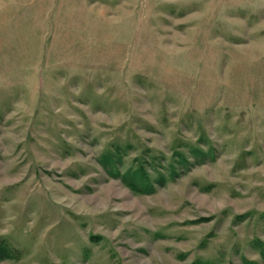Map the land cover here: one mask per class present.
Wrapping results in <instances>:
<instances>
[{
  "label": "rangeland",
  "instance_id": "1",
  "mask_svg": "<svg viewBox=\"0 0 264 264\" xmlns=\"http://www.w3.org/2000/svg\"><path fill=\"white\" fill-rule=\"evenodd\" d=\"M0 264H264V0H0Z\"/></svg>",
  "mask_w": 264,
  "mask_h": 264
},
{
  "label": "trees",
  "instance_id": "2",
  "mask_svg": "<svg viewBox=\"0 0 264 264\" xmlns=\"http://www.w3.org/2000/svg\"><path fill=\"white\" fill-rule=\"evenodd\" d=\"M15 255H20L18 254V251L16 250H10V248H8V246L5 244V242L0 241V259L2 258H13L14 254Z\"/></svg>",
  "mask_w": 264,
  "mask_h": 264
}]
</instances>
